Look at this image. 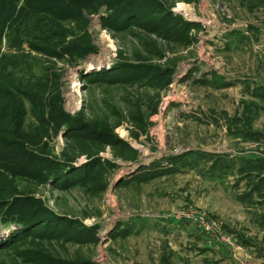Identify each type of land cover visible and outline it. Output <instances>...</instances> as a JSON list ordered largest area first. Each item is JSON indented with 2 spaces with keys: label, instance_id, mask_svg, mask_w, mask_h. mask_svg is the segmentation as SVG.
I'll use <instances>...</instances> for the list:
<instances>
[{
  "label": "rangeland",
  "instance_id": "374dc122",
  "mask_svg": "<svg viewBox=\"0 0 264 264\" xmlns=\"http://www.w3.org/2000/svg\"><path fill=\"white\" fill-rule=\"evenodd\" d=\"M130 1L63 24L83 60L1 41L0 264H264V0Z\"/></svg>",
  "mask_w": 264,
  "mask_h": 264
},
{
  "label": "trees",
  "instance_id": "16d2710c",
  "mask_svg": "<svg viewBox=\"0 0 264 264\" xmlns=\"http://www.w3.org/2000/svg\"><path fill=\"white\" fill-rule=\"evenodd\" d=\"M12 1L13 2L10 5H8V3H6L7 5L0 4V9L2 8V10H4V12L0 11V51L1 41L3 39L6 40L9 48H17V50L23 42H26V40H34V42L39 43V46L36 45L37 47L35 48L37 52L45 54L51 58L60 59L67 57L70 61L85 59L93 49H89L90 47L86 46V44L80 45L76 41L65 42L63 36L64 31L62 32L63 24L70 23L74 20H85L89 15L97 13L102 8H104L106 12H110L111 17H113L114 15L112 14L115 12L118 13L121 9L127 11L130 10L131 7L129 6L132 4L130 0H25L23 7L16 10L17 3L15 0ZM146 1L147 3L144 6L156 7L154 0ZM139 4L143 6V3ZM137 9L140 10V8ZM131 10H133V8ZM39 26L41 28H39ZM44 27L50 31H43L42 29ZM187 27L188 24H184L182 28L186 34L188 32ZM185 33L184 35L186 36ZM53 35L55 38L52 39ZM64 43L65 45L61 46ZM0 57L4 58L5 56L2 55ZM1 83L2 82H0V98L8 93V88H4ZM41 87L42 85L40 84L37 91L33 93V91H28L22 85L19 87L17 86L14 88L16 92L14 93L15 96L12 94V96H14L15 104L18 101L23 104V101L26 100L32 105V107L39 105L43 109L48 110L49 108V111L44 110L45 113L48 112V123H51L53 127H57L58 123L61 122V124L67 125V120L64 121L59 117L61 115L60 107H57L55 104L52 107L50 100L47 98L41 99L40 93L38 92ZM16 108L19 109V105L16 104ZM53 112H55V115H53ZM18 143L15 141H3L0 137V169L3 170L5 168L3 167L4 163L11 164V169L6 173L7 176H13L14 173L19 172L17 168L20 169L25 167L26 164L23 162L29 157V154L24 152L23 146H16L19 145ZM15 146L17 149H12V147ZM10 164L7 165V168H10ZM27 167L28 166L26 165L25 168ZM34 168L36 167H29L28 169H32V171L27 172L26 174L29 176L33 175L31 173H34V171L39 173L40 170H34ZM9 210L10 207L8 204L5 205L3 203L0 205L1 221L10 218L8 217L10 216L8 213ZM11 216L15 217L16 215L11 214Z\"/></svg>",
  "mask_w": 264,
  "mask_h": 264
},
{
  "label": "crops",
  "instance_id": "0c3cea01",
  "mask_svg": "<svg viewBox=\"0 0 264 264\" xmlns=\"http://www.w3.org/2000/svg\"><path fill=\"white\" fill-rule=\"evenodd\" d=\"M217 255V253H216ZM189 264H200L198 261H195V260H191V262Z\"/></svg>",
  "mask_w": 264,
  "mask_h": 264
}]
</instances>
